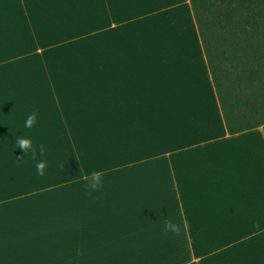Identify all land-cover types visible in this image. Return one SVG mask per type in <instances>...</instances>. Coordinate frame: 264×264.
<instances>
[{
	"label": "crops",
	"instance_id": "crops-1",
	"mask_svg": "<svg viewBox=\"0 0 264 264\" xmlns=\"http://www.w3.org/2000/svg\"><path fill=\"white\" fill-rule=\"evenodd\" d=\"M0 264H264L263 131L227 132L189 0H0Z\"/></svg>",
	"mask_w": 264,
	"mask_h": 264
},
{
	"label": "trees",
	"instance_id": "trees-1",
	"mask_svg": "<svg viewBox=\"0 0 264 264\" xmlns=\"http://www.w3.org/2000/svg\"><path fill=\"white\" fill-rule=\"evenodd\" d=\"M225 128L264 136V0H189Z\"/></svg>",
	"mask_w": 264,
	"mask_h": 264
},
{
	"label": "clouds",
	"instance_id": "clouds-1",
	"mask_svg": "<svg viewBox=\"0 0 264 264\" xmlns=\"http://www.w3.org/2000/svg\"><path fill=\"white\" fill-rule=\"evenodd\" d=\"M35 116H36V114L33 113L27 118L26 123H25V127L31 128L33 126V124L35 123ZM15 143L17 145V148L22 149L24 151V153L31 150L33 157H35L36 149H35V147H33L30 139L17 138ZM40 151H41V153H43V151H44L43 145L40 146ZM45 166H46V164L44 161H41L40 163L37 164L36 167H37V172L39 175H41V176L44 175ZM87 179H88L87 187L91 191H97L101 187H103L102 174L101 173L93 171ZM91 191L88 193L89 195H91ZM164 229L166 231H171V232H174L176 234H179V225L172 222L171 220L165 221Z\"/></svg>",
	"mask_w": 264,
	"mask_h": 264
},
{
	"label": "rangeland",
	"instance_id": "rangeland-1",
	"mask_svg": "<svg viewBox=\"0 0 264 264\" xmlns=\"http://www.w3.org/2000/svg\"><path fill=\"white\" fill-rule=\"evenodd\" d=\"M159 16H161V15H159ZM151 21H153V20H151Z\"/></svg>",
	"mask_w": 264,
	"mask_h": 264
}]
</instances>
